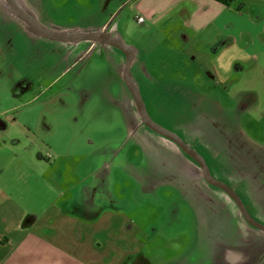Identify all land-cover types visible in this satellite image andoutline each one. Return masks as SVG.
<instances>
[{
    "label": "rangeland",
    "instance_id": "1",
    "mask_svg": "<svg viewBox=\"0 0 264 264\" xmlns=\"http://www.w3.org/2000/svg\"><path fill=\"white\" fill-rule=\"evenodd\" d=\"M255 3L262 5L264 0L233 3L230 7L232 31L220 32L218 37L201 35L188 43L183 38L186 48H182L181 35L176 36L177 40L168 34L166 27L170 24L167 23L141 25L136 16H131L127 24H122V15L117 11L113 25L128 30L121 29L123 41L138 51L141 69L134 75L145 101L154 100L160 114H168L177 123L187 122L186 136L193 143L203 144L202 152L211 159L210 169L217 176H222L229 185L233 175L238 174L240 179L248 177V186L263 197L264 29L253 20L250 8ZM50 4L53 10L50 15L58 21V12L54 9L58 7V0H50ZM80 21L88 25L92 19L84 14ZM46 25L58 27L49 21ZM229 35L237 39V44L221 46V40ZM27 47L30 50L25 49L24 54L0 55V175L23 179L28 172L41 174L43 169L20 162L21 157L27 150L40 148L48 152L50 148L66 144L67 133L72 130L69 144L76 149L80 147L75 153L88 154L89 160L95 162L110 158L111 207L121 208L131 223L141 227L145 241L152 235L153 241L144 251L153 252L156 258L184 252L201 253L196 230L200 223L198 207L203 211L204 206H213L216 200L213 192L218 190L212 187L213 192L209 191L195 162L183 151L145 133L136 138L146 158L151 159L149 165L157 170L163 182L154 181L150 185L135 179L139 175L125 163L127 159L138 162L144 153L139 152L140 146H135L131 138L132 121L116 111L108 96L109 91L114 96L117 90L111 81L117 60L110 62L104 52L96 51L68 71L65 70L68 58L58 49V43L31 41L30 47L25 42ZM113 50L117 57L119 50ZM19 78H26L30 88L18 96L11 84ZM241 104H244L242 108ZM44 115L50 117L47 122L56 130L53 136L45 134L41 124L45 122ZM197 134L209 138L206 142L213 148L205 146L202 139L192 138ZM17 140L22 142V148L9 151L3 146ZM108 144L120 154L107 152L105 158H100V149ZM218 157L222 167L212 164ZM7 161L11 167L5 166ZM56 170L53 168L46 175L52 176ZM41 191L43 186H38L36 192ZM108 198L96 203H109ZM58 201L61 205L63 198ZM87 202L78 194L69 200L68 206L81 213Z\"/></svg>",
    "mask_w": 264,
    "mask_h": 264
},
{
    "label": "crops",
    "instance_id": "2",
    "mask_svg": "<svg viewBox=\"0 0 264 264\" xmlns=\"http://www.w3.org/2000/svg\"><path fill=\"white\" fill-rule=\"evenodd\" d=\"M23 1L39 22L45 25L49 21L60 31L102 33L107 41L97 45L105 54L114 53L115 45L109 40L117 41L119 47L128 49L125 51L134 55L131 70H134V66L137 70L141 69L137 67L138 51L123 41L121 29L125 32L128 30L121 28V25H113L117 11L119 16L122 15V24H127L131 16H136L137 23L141 25L147 22H153L155 26L158 22L170 24L166 27L168 34L177 40L176 36L181 35L182 48H186L183 38L188 43L201 35L214 34L212 36L218 37L220 32L233 30L230 7L215 0H58V7H54L55 13L58 12V21L50 15L53 11L50 0ZM250 9L254 13L253 20L259 22L257 26L264 29V4L255 3ZM84 14L92 19V24L84 25V21H80V16ZM139 17L144 18L143 23L138 22ZM232 36L221 40V46L227 48L236 45L238 41ZM0 39H3L0 42V55L4 56L14 52V55L24 54L25 42L46 41L33 36L24 23L2 13L1 9ZM6 39H11L10 50L6 47ZM51 43H58V49L65 52L68 58L65 70L68 71L84 60L81 58L82 52L89 44H94L89 41ZM119 55L122 56L120 52ZM122 69L123 65L119 62L112 77L117 90L114 96L109 91L108 96L112 98L116 111L132 121L131 138L135 146H140L139 152L144 153L143 156L139 153L141 159L138 162L127 159L125 164L139 175L135 179L140 178L150 185L154 181L159 183L158 172L149 165L152 164L151 159L146 158L147 154L136 138L135 117L126 83L122 80ZM27 83L26 78H19L11 86H18L19 92ZM48 118L44 115L42 120L45 122L41 124L45 127V134L53 136L56 130L50 127ZM71 132L68 131L69 137L64 145L50 148L48 152L35 148L27 150L24 157L20 156V162L23 160L43 169L41 174L28 172L27 178L23 179L0 175V264H264V232L246 223L239 211L223 196L220 199L225 203L224 207L198 210L200 223L196 230L201 253L193 251L191 254L184 252L156 258L153 252L149 254L144 251L152 235L145 241L143 229L131 223L121 208L111 207L110 158L95 162L89 160L88 154L80 156L75 153L80 147L76 149L69 144ZM22 145L17 140L3 146L12 151L14 147L22 148ZM115 149L110 144L102 146L100 158H105L107 152L120 154ZM34 150L37 153H33ZM5 166L11 167V162L7 161ZM53 168L57 170L52 176H47L46 173ZM234 182L250 183L248 177ZM37 185L43 186L44 191L36 192ZM240 185L242 200L251 210L249 213L255 220L264 223V196ZM78 194L88 200L81 213L68 206L69 200L77 198ZM61 198L63 201L59 205L58 199ZM104 198H108L109 203H96V200Z\"/></svg>",
    "mask_w": 264,
    "mask_h": 264
},
{
    "label": "water",
    "instance_id": "3",
    "mask_svg": "<svg viewBox=\"0 0 264 264\" xmlns=\"http://www.w3.org/2000/svg\"><path fill=\"white\" fill-rule=\"evenodd\" d=\"M0 9L2 10V13L12 15L15 18H17L19 21L24 23L33 36H36L38 38H41L49 42L81 43V42L89 41V42H94V43L95 42L105 43L107 41V39L103 37V34L99 32H94L90 34H82L78 32H65V31L58 30V28L56 27L54 28V27L45 25L39 22L36 15L31 10H29L28 7L24 5L23 0H0ZM109 42L110 43L113 42V44L119 47L118 46L119 43L117 41L109 40ZM128 69L129 67H127V70ZM128 74H129V70H128ZM126 79L128 81V85L132 88L133 94L135 96V99L140 109L142 110V118L144 119V122H146L149 128L152 129L157 134L173 141L175 144H177L182 149L183 152H185L187 155H189L191 158H193L196 161L197 164L195 163V167L199 169L200 177L203 182L204 181L206 182L207 186L209 187L208 188L209 191L213 192L212 187L218 190V191L213 192L215 194L214 196L216 199L213 202L214 205L204 206L203 210L205 209L211 210L210 208H214L215 206L224 207L225 203H222L221 202L222 199H220L221 196H223L231 204H233V206L239 211L241 217L246 223L264 232V225L253 218V216L249 213L245 203L243 202L240 195L236 192V190L232 188L230 185H228V183H225L214 177L204 157H202L196 150H194L188 144H186L178 135L153 123L150 120L146 112L145 105L142 100L139 89L133 83L132 80L129 81V76H127ZM169 175L165 177H168ZM160 182H163V181L160 179ZM185 195L190 198V196L187 193ZM193 197L194 196H191V198ZM199 209H202V208L198 207V210Z\"/></svg>",
    "mask_w": 264,
    "mask_h": 264
},
{
    "label": "flooded vegetation",
    "instance_id": "4",
    "mask_svg": "<svg viewBox=\"0 0 264 264\" xmlns=\"http://www.w3.org/2000/svg\"><path fill=\"white\" fill-rule=\"evenodd\" d=\"M5 41L7 42L6 47L8 48V50H10L9 45L11 44V39H6ZM26 43H28V42H26ZM28 44L30 46V43H28ZM115 46H114V48L115 49H118L119 52L122 54V56H120L119 54H118L117 57L114 56V54H110V55L106 54V55H107V58L109 59L110 62H113V61L117 60V65L119 64V62L123 65V69L121 71V75H122V80L126 83L127 90H128V94H129V96L131 98V110L133 111V115L135 117V119L133 120V123L135 124V128L134 129L135 130L137 129L136 130V134L137 133L138 134L145 133V134H150V135H153V136H157L159 139L167 141L168 142V146L177 147V148H179L182 151V149L177 144H175L173 141L169 140L168 138L163 137V136L157 134L156 132H154L152 129L149 128V126L146 124V122H144V119L142 118V110L140 109V107H139V105H138V103H137V101L135 99V96L133 94L132 88L128 85V81L126 79L127 76H129V81L132 80L133 83L139 89L140 94H141V97H142V100H143L144 105H145L146 112H147L150 120L153 123H155V124H157V125L165 128V129L173 132L174 134L178 135L186 144H188L191 148H193L194 150H196L202 157H204V159L206 160V162L209 165V167H211L210 166L211 162H210L209 157L202 152L201 147H203V144H201V143H198L197 144L196 142L193 143V141L189 140L188 137L186 136V134L188 135V130H189L188 129V126L186 124L187 122H185L183 124H179V123H177V121H174L173 119H170L169 116H168V114H166V115L160 114V111L155 107V104H154L155 101L154 100L150 101V103L147 102V101H145V99L143 97V94H142V90H141L140 86L137 85L138 83H137L136 78H135V75H134L135 74V71L137 70V68H135V66H134V70H131V68L133 66L134 55L132 53H127L125 51V50H128V49H125L124 50L121 47H117V46L115 47ZM11 49H12V47H11ZM25 49H27L28 52L30 50L28 47L25 48ZM96 51H99V52L102 51V52H104L102 50V48L99 49L97 43H94L93 45H90L89 44V46H87V48L84 50V52H82L81 58L85 60V59L89 58L91 55H93V53H95ZM104 54H105V52H104ZM136 60H137V58H136ZM138 66H139V63L137 64V67ZM127 67H129V69H128L129 70V74H128ZM138 71H140V70H138ZM111 81H113L112 78H111ZM20 84L21 83H19L18 85H20ZM29 88H30V85L28 83L19 92H18V90H19L18 89V86L15 87V89H17L16 90V93L17 94L20 93V92H28L29 91ZM151 89L154 90L152 87H151ZM154 92H151V94H153ZM243 106H244V104H241L240 105V108H242ZM168 123L170 125H168ZM133 135H135V133ZM192 138H198L199 140L202 139V142L204 143L205 146L213 148V146H211L210 143L206 142L207 140H209V138L204 137L203 134L194 135ZM194 140L196 141L197 139H194ZM184 154L189 159H191L193 162L196 163V161L193 158H191L189 155H187L185 152H184ZM217 155L219 156V154H217ZM216 160H218V163H217L218 165L217 166L222 167V165L220 164L222 162H219V161H222V160L219 157ZM211 172L214 175V177L217 178L218 180H221V181H223L225 183H228V182H226V181L223 180V177L222 176L221 177L220 176H217L212 170H211ZM237 175H233V179L234 180L240 179V178H238ZM234 180L232 182H230L231 183L230 186L236 190V192L240 195V197H241V194H240L241 191H240V188H239V187H241L240 184L244 185L248 191L254 192L253 187L251 189V187L248 186L249 185L248 183H240V184H238V183L234 182ZM247 209H248L249 212L251 211V210H249L248 207H247Z\"/></svg>",
    "mask_w": 264,
    "mask_h": 264
},
{
    "label": "trees",
    "instance_id": "5",
    "mask_svg": "<svg viewBox=\"0 0 264 264\" xmlns=\"http://www.w3.org/2000/svg\"><path fill=\"white\" fill-rule=\"evenodd\" d=\"M215 1H218V2H221L223 3L224 5L228 6V7H231L233 5V3L237 2V1H242V0H215ZM211 160V159H210ZM216 161V160H215ZM212 162V164L215 166V167H218L217 165V161L216 162Z\"/></svg>",
    "mask_w": 264,
    "mask_h": 264
},
{
    "label": "built area",
    "instance_id": "6",
    "mask_svg": "<svg viewBox=\"0 0 264 264\" xmlns=\"http://www.w3.org/2000/svg\"><path fill=\"white\" fill-rule=\"evenodd\" d=\"M138 22H139V23H143V22H144V18H143V17H139V18H138Z\"/></svg>",
    "mask_w": 264,
    "mask_h": 264
}]
</instances>
